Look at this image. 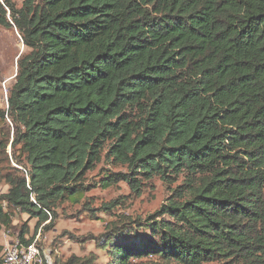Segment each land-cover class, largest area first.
Segmentation results:
<instances>
[{"label": "trees", "instance_id": "trees-1", "mask_svg": "<svg viewBox=\"0 0 264 264\" xmlns=\"http://www.w3.org/2000/svg\"><path fill=\"white\" fill-rule=\"evenodd\" d=\"M0 25L27 48L0 108L20 166L0 171V230L78 202L106 148L127 170L102 188L183 178L151 236L111 229L108 264H264V0H2Z\"/></svg>", "mask_w": 264, "mask_h": 264}, {"label": "rangeland", "instance_id": "rangeland-1", "mask_svg": "<svg viewBox=\"0 0 264 264\" xmlns=\"http://www.w3.org/2000/svg\"><path fill=\"white\" fill-rule=\"evenodd\" d=\"M2 1V0H0ZM20 7L23 0H11ZM21 37L15 27L5 28L0 25V108L6 110L3 100L2 83L7 88L13 84L16 73V60L20 54H24ZM9 142L5 149L0 144V171L13 166L19 167L13 158L10 141L12 137V125L6 117L0 121V142ZM103 150L102 158L92 170L87 171L84 185L88 187L83 197L78 202L61 201L54 208L55 215L50 212L47 221L40 224L35 233L37 218H29L27 214L14 211L12 214V226L8 234L14 237L19 234L23 224L27 227L25 239L33 237L32 241L41 247L49 257L50 264H70L76 259L83 260L87 264H108L109 255L102 249L103 241L107 236H114L112 228H118L116 238L137 239L142 235L151 236L148 224L153 220L167 218L159 212L163 205H167L169 199L174 196L175 188H183V178L168 179L164 182L159 177H153L149 181L142 180L139 193L132 191L130 186L119 181L115 185L102 188L98 185L105 172L126 171L124 165L112 163L105 158ZM17 154V151H15ZM8 185L0 181V194L6 193ZM110 208H106L110 205ZM49 229L45 224L49 223ZM123 223V224H122ZM106 234V237L102 238ZM5 231L0 232V242L4 241ZM123 236V237H121ZM103 240H102V239ZM124 238V239H125ZM138 240V239H137ZM131 264H178L174 262L163 263L155 257L146 260H131ZM204 264H218L215 261Z\"/></svg>", "mask_w": 264, "mask_h": 264}, {"label": "built area", "instance_id": "built-area-1", "mask_svg": "<svg viewBox=\"0 0 264 264\" xmlns=\"http://www.w3.org/2000/svg\"><path fill=\"white\" fill-rule=\"evenodd\" d=\"M1 87L3 88V100L7 107V88L4 83H2ZM31 200L34 201L33 197H31ZM4 231L5 238L1 245L0 254L2 264H50L49 257L35 241L26 243L20 239L19 234L10 237L8 234L9 230L4 229Z\"/></svg>", "mask_w": 264, "mask_h": 264}, {"label": "crops", "instance_id": "crops-1", "mask_svg": "<svg viewBox=\"0 0 264 264\" xmlns=\"http://www.w3.org/2000/svg\"><path fill=\"white\" fill-rule=\"evenodd\" d=\"M2 230H0V232H1ZM4 242V241H3ZM3 242H0V245H2L3 244Z\"/></svg>", "mask_w": 264, "mask_h": 264}]
</instances>
